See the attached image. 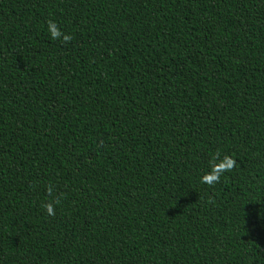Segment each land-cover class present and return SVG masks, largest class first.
Instances as JSON below:
<instances>
[{
	"label": "trees",
	"instance_id": "obj_1",
	"mask_svg": "<svg viewBox=\"0 0 264 264\" xmlns=\"http://www.w3.org/2000/svg\"><path fill=\"white\" fill-rule=\"evenodd\" d=\"M0 264H264V0H0Z\"/></svg>",
	"mask_w": 264,
	"mask_h": 264
},
{
	"label": "clouds",
	"instance_id": "obj_2",
	"mask_svg": "<svg viewBox=\"0 0 264 264\" xmlns=\"http://www.w3.org/2000/svg\"><path fill=\"white\" fill-rule=\"evenodd\" d=\"M50 30H51V33H52V35H53L54 37L58 34V32H57V30L55 29V26H54V25H50ZM46 207H47L49 213H51V211H52L51 206L48 205V206H46Z\"/></svg>",
	"mask_w": 264,
	"mask_h": 264
}]
</instances>
